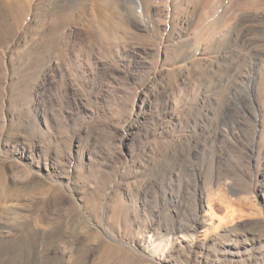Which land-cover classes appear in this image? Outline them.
<instances>
[{
    "label": "rangeland",
    "instance_id": "rangeland-1",
    "mask_svg": "<svg viewBox=\"0 0 264 264\" xmlns=\"http://www.w3.org/2000/svg\"><path fill=\"white\" fill-rule=\"evenodd\" d=\"M17 1L0 264H264V0Z\"/></svg>",
    "mask_w": 264,
    "mask_h": 264
},
{
    "label": "bare ground",
    "instance_id": "bare-ground-1",
    "mask_svg": "<svg viewBox=\"0 0 264 264\" xmlns=\"http://www.w3.org/2000/svg\"><path fill=\"white\" fill-rule=\"evenodd\" d=\"M26 2H27V0H20V1L18 0V1H17V5L13 3V4H14V5H13V8H16V6H18V5H20V6L23 8V11H19V14H20V15L17 14V19H16L17 22L20 21V19L22 18L21 16H22L23 12L25 11V7L22 5V3H26ZM28 2H29V0H28ZM28 2H27V3H28ZM0 6H1V5H0ZM11 7H12V6H11ZM4 8L6 9V7H4ZM17 9H20V7H17ZM20 10H21V9H20ZM10 11H11L10 9H7L6 11L3 12L4 21H5V16H7L8 13H9ZM11 13H12V11H11ZM126 14H127V13H126ZM234 17H235V16H234ZM228 21H229V20H228ZM17 22H16V23H17ZM212 22H213V21H212ZM224 39H225V38H224ZM28 264H30V263H28Z\"/></svg>",
    "mask_w": 264,
    "mask_h": 264
}]
</instances>
